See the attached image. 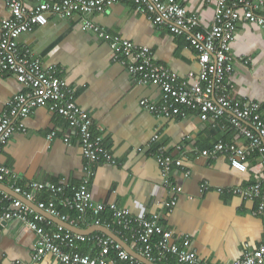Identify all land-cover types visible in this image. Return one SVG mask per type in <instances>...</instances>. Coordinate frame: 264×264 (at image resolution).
I'll use <instances>...</instances> for the list:
<instances>
[{"label": "crops", "instance_id": "crops-1", "mask_svg": "<svg viewBox=\"0 0 264 264\" xmlns=\"http://www.w3.org/2000/svg\"><path fill=\"white\" fill-rule=\"evenodd\" d=\"M5 1L0 0V22L9 17ZM25 1L30 7L59 0ZM176 2L196 16L203 29L211 27V0ZM86 18L110 37L149 48L156 64L170 69L179 80L193 83L189 74L197 75V54L185 36L156 26L148 15L136 11L132 1L118 0ZM83 19L79 13L63 19L44 15L30 32L19 36L17 44L21 50L28 49L45 68L58 71L116 164H98L93 174L85 177L86 162L70 122L47 107L34 108L26 118L15 120L24 131L13 132L0 153V164L14 175L12 181L21 188L32 182L71 188L86 179L93 201L115 204L134 216L157 214L164 229L189 236L196 257L210 264H234L245 252L264 246V220L254 214L256 201L228 193L259 180L264 188L262 163L257 156L249 157L244 171L230 166L228 153L213 159L205 157L203 152L212 150L218 141L233 142L225 119H203L199 111L189 109L184 119L148 112L141 102L158 104L159 88L139 85L124 66L113 60L103 37L82 29ZM231 54L229 96L233 101L258 104L264 114V30L238 23ZM27 92L13 74L0 76V115L15 96ZM51 133L55 135L49 139ZM155 136L157 140L153 141ZM158 146L182 162L171 176L182 192L170 211L164 203L171 199V193L152 156ZM4 182L7 185L9 180ZM204 184L208 189L201 191ZM217 189L224 191L219 193ZM37 198L49 199L46 193ZM34 242V234L16 222L0 224V264L17 260L60 264L52 256L33 262Z\"/></svg>", "mask_w": 264, "mask_h": 264}, {"label": "built area", "instance_id": "built-area-1", "mask_svg": "<svg viewBox=\"0 0 264 264\" xmlns=\"http://www.w3.org/2000/svg\"><path fill=\"white\" fill-rule=\"evenodd\" d=\"M117 1L59 0L54 4L42 3L30 7L25 0L5 1L9 17L0 22V76L6 72L13 74L28 92L15 96L9 108L0 115V153L13 132L24 131L22 124L15 123L17 118H26L34 108L47 107L72 125L86 162L85 177L91 176L98 164H116L101 137L92 131L90 118L76 105L72 98L73 90L59 77L58 71L45 68L28 49L21 50L17 44L19 36L30 32L42 16L48 14L63 19L79 13L84 16L82 29L103 37L109 43L113 60L124 66L139 85L159 88L158 104L146 100L141 102L148 112L164 118L184 119L189 109L199 111L203 119L224 118L233 132V142L218 141L212 150L204 151L203 155L213 159L228 153L230 166L239 171H244L249 157L256 155L262 163L264 178V114L254 102L233 101L227 82L233 69L231 45L236 26L243 22L264 30V0H211L214 14L208 29H203L198 18L188 14L176 0H129L136 11L148 15L156 26L166 28L173 35L185 36L197 54V75L189 74V78L194 79L192 84L179 80L170 69L156 64L149 48L110 37L86 18ZM54 135L51 133L49 139ZM156 140L157 136L153 138V141ZM152 156L171 193V199L164 203L170 211L182 192L181 185L173 183L171 176L182 167V162L173 159L163 146L154 149ZM13 178L11 171L0 164V183L9 180L4 185L11 191L0 190V224L16 222L34 234L33 262L52 256L60 264H143L105 234H75L47 218L53 216L79 229L102 226L126 244V240L130 241L131 249L152 264H210L196 257L189 236H177L164 229L157 214L134 216L115 204L104 205L93 201L86 179L71 188L37 182L21 188L12 181ZM207 189L204 184L200 190ZM217 191L221 193L224 190ZM44 193L48 195V201L37 198ZM228 193L255 200L254 214L264 220L262 180L232 188ZM56 202L64 209L75 212V217L70 219L62 215L56 208ZM105 211L110 213L111 221L101 220ZM112 227L116 228V232L111 230ZM84 245H87L86 249H83ZM9 264L25 263L17 260ZM234 264H264V246L245 252Z\"/></svg>", "mask_w": 264, "mask_h": 264}, {"label": "water", "instance_id": "water-1", "mask_svg": "<svg viewBox=\"0 0 264 264\" xmlns=\"http://www.w3.org/2000/svg\"><path fill=\"white\" fill-rule=\"evenodd\" d=\"M0 190L5 191L7 193H11V191L8 189V187H6L4 184H1V183H0ZM30 205L32 207H35L34 204H30ZM47 218H49L51 221H53L55 224L61 226L62 228L69 230V231H71L75 234H78V235L87 236V235H90L94 232H100L102 234H105L106 236L110 237L113 241L120 244L122 246V248L127 253H129L132 257L139 260L141 263L152 264L149 261H147L144 257H142L141 255L135 253L124 241H122L119 237H117L113 232H111L110 230H108L102 226H97V227L93 226V227H89L87 229H79V228H76V227L69 225L66 222L61 221L60 219H58L56 217L47 216ZM2 224H5V223H2Z\"/></svg>", "mask_w": 264, "mask_h": 264}, {"label": "trees", "instance_id": "trees-1", "mask_svg": "<svg viewBox=\"0 0 264 264\" xmlns=\"http://www.w3.org/2000/svg\"><path fill=\"white\" fill-rule=\"evenodd\" d=\"M56 208H57V210L62 215H65V216L69 217L70 219L73 218V217H75V215H76L75 212L68 211L67 209H64L59 202H56ZM111 219H112V217H111L110 213H108L107 211H105L104 213H102V215H101V220L102 221H111ZM81 228H85V226H81ZM111 230H113L114 232H116V228L115 227H112ZM126 241H127V244L129 246H132V243L130 241H128V240H126Z\"/></svg>", "mask_w": 264, "mask_h": 264}]
</instances>
